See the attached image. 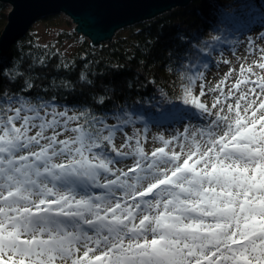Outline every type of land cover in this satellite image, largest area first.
I'll return each mask as SVG.
<instances>
[{
	"label": "snow or ice",
	"instance_id": "1",
	"mask_svg": "<svg viewBox=\"0 0 264 264\" xmlns=\"http://www.w3.org/2000/svg\"><path fill=\"white\" fill-rule=\"evenodd\" d=\"M176 40L184 103L214 117L180 152L133 146L132 118L104 94L99 111L70 114L54 96L30 98L28 80L13 91L21 74L0 70V264H264V77L209 108L193 85L213 45Z\"/></svg>",
	"mask_w": 264,
	"mask_h": 264
},
{
	"label": "trees",
	"instance_id": "2",
	"mask_svg": "<svg viewBox=\"0 0 264 264\" xmlns=\"http://www.w3.org/2000/svg\"><path fill=\"white\" fill-rule=\"evenodd\" d=\"M8 11L9 4L0 1V35ZM61 17H43L65 25L54 41L42 44L29 32L13 44L7 55L0 56V70L8 69L9 75L21 74L11 85L12 90L18 91L28 80L35 85L30 98L39 95L48 100L54 96L60 110L66 106L70 114L99 111L96 101L104 94L109 102L105 107H122L133 121L125 127L131 125L139 133L146 130L151 118L162 120L168 116L179 122L200 112L192 105L191 96L189 103H184L185 77L178 78L180 70L169 60L177 36L187 40L198 35L197 47L212 44L213 50L205 49L210 51L208 67L217 53L235 43L239 34L248 32L256 21L264 23V0H192L187 6L125 27L100 45H93L75 31L70 20ZM190 59L198 63L200 58ZM207 67L202 68L203 73ZM81 72L85 81L79 79ZM200 84L199 80L193 87L196 98L203 103ZM8 86V80L0 75V87Z\"/></svg>",
	"mask_w": 264,
	"mask_h": 264
},
{
	"label": "rangeland",
	"instance_id": "3",
	"mask_svg": "<svg viewBox=\"0 0 264 264\" xmlns=\"http://www.w3.org/2000/svg\"><path fill=\"white\" fill-rule=\"evenodd\" d=\"M12 9L13 6L9 5L8 14ZM60 14L61 18H64V20L67 18L75 26L67 15L64 13ZM57 22H50L41 18L33 24L29 32L40 43H50L55 40L54 38L61 30L65 29V25L63 26V24L61 25ZM262 35H264V23L256 21L253 30L242 32L230 48H225L215 55L200 79V86L203 85L206 93V96L202 97L205 105L211 108L217 97L224 102V97L228 96L230 91H234V86L244 79H255L257 76L264 77V69L258 67V64L264 63V58H262L264 53L260 51L264 49V40L261 39ZM248 69H251V72L255 75H251ZM251 86L250 84L239 83V92L247 91ZM217 88L222 90L223 95L217 91ZM239 92H237V95ZM227 103H234V101L229 99ZM212 110L216 112L219 109ZM192 116L186 117L179 122H173L168 116L163 117L162 120L151 118L145 131H139L138 133L133 130L134 128L131 125L125 127V130L127 135L133 137L131 144L134 146L136 140H139L146 153L150 154L156 148L163 147V141H171L168 145L169 151L180 152L181 145L184 146L185 150L188 149L192 143L193 133H197L196 139L203 143L198 134L199 130L204 129L208 120L214 118L207 116L201 111L195 112ZM203 139L206 140L207 137ZM121 143H123V137L118 134L116 145L119 147ZM125 150H130V148L126 146ZM125 163L131 165L132 162L128 160ZM118 167H124V165H118Z\"/></svg>",
	"mask_w": 264,
	"mask_h": 264
},
{
	"label": "water",
	"instance_id": "4",
	"mask_svg": "<svg viewBox=\"0 0 264 264\" xmlns=\"http://www.w3.org/2000/svg\"><path fill=\"white\" fill-rule=\"evenodd\" d=\"M13 6L0 35V56L7 55L39 19L60 13L93 45L111 41L125 27L148 21L192 0H0Z\"/></svg>",
	"mask_w": 264,
	"mask_h": 264
}]
</instances>
